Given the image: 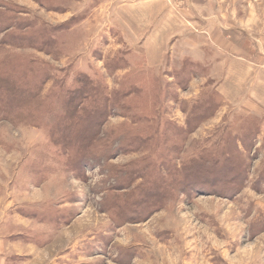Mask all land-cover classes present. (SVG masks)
I'll use <instances>...</instances> for the list:
<instances>
[{"label": "rangeland", "instance_id": "rangeland-1", "mask_svg": "<svg viewBox=\"0 0 264 264\" xmlns=\"http://www.w3.org/2000/svg\"><path fill=\"white\" fill-rule=\"evenodd\" d=\"M0 264H264V0H0Z\"/></svg>", "mask_w": 264, "mask_h": 264}, {"label": "trees", "instance_id": "trees-1", "mask_svg": "<svg viewBox=\"0 0 264 264\" xmlns=\"http://www.w3.org/2000/svg\"><path fill=\"white\" fill-rule=\"evenodd\" d=\"M78 80H79V78H78ZM85 80H86V79H85ZM85 94H86V93H84V94H83V93H82V94H78L77 97H74L73 102L76 101L77 99H82L81 97H83V95H85ZM86 95H87V94H86ZM88 97H89V96H88ZM86 98H87V96H86ZM71 106H72V103H71ZM74 115H75V113H74ZM94 118H95V117H94Z\"/></svg>", "mask_w": 264, "mask_h": 264}]
</instances>
